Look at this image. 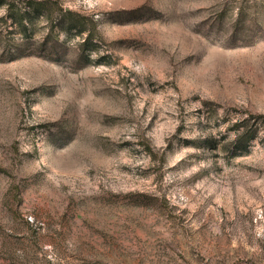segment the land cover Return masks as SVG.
I'll list each match as a JSON object with an SVG mask.
<instances>
[{"label":"rangeland","instance_id":"1","mask_svg":"<svg viewBox=\"0 0 264 264\" xmlns=\"http://www.w3.org/2000/svg\"><path fill=\"white\" fill-rule=\"evenodd\" d=\"M0 264H264V0H1Z\"/></svg>","mask_w":264,"mask_h":264},{"label":"trees","instance_id":"2","mask_svg":"<svg viewBox=\"0 0 264 264\" xmlns=\"http://www.w3.org/2000/svg\"><path fill=\"white\" fill-rule=\"evenodd\" d=\"M0 2H1V0H0ZM28 7L31 8V5H29ZM245 127L246 126L243 125L242 127H239V128L236 129L237 130L236 131L237 132L236 140H238V141L242 140L244 138V136L247 134V129H245Z\"/></svg>","mask_w":264,"mask_h":264}]
</instances>
